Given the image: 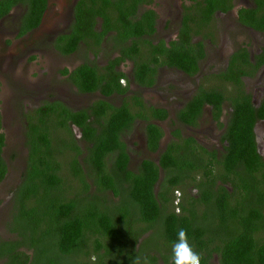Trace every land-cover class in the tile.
<instances>
[{
    "label": "trees",
    "instance_id": "trees-1",
    "mask_svg": "<svg viewBox=\"0 0 264 264\" xmlns=\"http://www.w3.org/2000/svg\"><path fill=\"white\" fill-rule=\"evenodd\" d=\"M47 1L0 0V19L13 7L25 5L28 11L20 21L19 27V36H24L40 24L47 8ZM100 1L99 7H96L98 3L91 8L87 5L80 7L81 14L77 27L70 35L60 40L64 43L62 53L65 55L74 53L81 42H87V39L95 36L94 19L101 16L106 19L108 27L111 21L118 20L113 29L118 30L122 41L133 39L130 47L127 44L129 48L121 44H118V47L122 51L127 50L126 54L138 55L142 36L152 34L154 31L153 12L148 11L144 16V20L150 22L149 25L143 22L133 25L137 0L130 6L126 0ZM218 1L207 0L205 16L209 21L215 10L223 7L222 0ZM257 4L259 9L249 10L246 23L250 22L249 25L254 29L264 31V0H257ZM108 6L111 7V11H108L107 16ZM189 36L190 34L186 38L183 37L181 46L173 44L171 49L160 46L159 52L170 53V58L167 57L166 61L168 64H173L188 74H195L198 70L197 62L204 55L197 56L191 53L194 50L190 51V46L187 47L189 43H186L189 42ZM99 38L102 41V37ZM247 55V52H243L237 58L249 64ZM158 63V58L152 60L154 67L150 63L137 60L135 80L142 85H153L155 80L152 75ZM67 73L65 71V74ZM241 75L244 73L234 58L221 78L226 80L227 85L232 82L239 87ZM109 77L108 81L96 65L87 63L72 73L70 82L82 94L100 92L109 97L112 94L123 95L128 92L129 89L120 84L121 79L125 78L124 75L111 67ZM224 98L225 94H220L215 89L203 92L188 103L177 118L185 125L195 126L205 103L220 109ZM136 104L145 106L141 99H137ZM128 105L123 101V105L117 108L105 100H98L88 109L74 111L62 103L47 102L26 116L25 120L29 124L25 133L28 158L21 183L13 198L11 221L6 226L14 238L3 239L0 242V261L3 264H131L136 256H141L148 248L149 242L156 238L162 239L171 250L180 228L186 230L188 239H193L198 249L203 248L206 243L201 238L203 229H192L189 221V216L202 217L200 213L195 212L196 203L202 200L192 198L186 189L188 187L186 180L190 178L195 182L197 174L204 168L200 161L195 162L193 159L198 152L195 149L190 154V150L194 149V146H190V141L185 145L168 146L161 157V166L165 172L161 186L173 185L174 188L181 189L184 193L183 201L188 196L187 205H191L187 213L189 216L185 214L188 210L184 202L180 205L181 214L169 213L167 206L159 203V201L162 203V199L169 201V198L165 197L168 191L160 193L158 198L154 191L158 180L157 168L152 164H146V172L142 176L134 175L127 168L128 157L121 135L131 128L136 118V114ZM248 105L247 101L238 105L239 108L243 106V109L239 114L240 118L238 120L234 118L230 122L226 135L229 146L226 147L220 164L224 171L233 174H236V168L240 165L254 177V171L263 163L257 152L252 130L254 118ZM155 114L160 120L167 117L163 110H157ZM69 122L81 129L82 140L87 143L85 168L79 163V156L84 151L77 144ZM58 129L60 134L57 135ZM148 130V137L156 148L163 132L154 124H149ZM175 135L180 137L178 131ZM4 147L5 135L2 133L0 116V182L4 180L8 170L2 156ZM175 152L176 156L173 155ZM111 155H114V162L112 167H108L107 159ZM63 159L68 160L72 177L82 184L81 190L72 189L71 183L74 180L69 181L63 176ZM207 168L210 169L205 174L211 184L205 196L209 212L213 207H217L216 210L222 220L218 233L226 232L225 223L234 218H239L237 221L240 224L239 227H235L231 237L225 236L223 242L220 240L219 243H212L215 251L225 253V262L221 263L264 264V238L258 237V232L264 231V189L261 180L251 182L248 177L241 175L238 184L227 175L212 171L211 166ZM86 175L92 179L94 188L97 189L95 193L89 192ZM218 180H222L223 183L230 180L231 186L235 190L239 189V204L231 203L232 194L223 186H218ZM123 182L130 184L129 191L123 188L121 185ZM201 182L197 188L202 194L204 186ZM108 193L113 197H108L106 195ZM141 220L153 223L150 227L154 226L156 229L142 243H140L142 235L149 227L143 230L139 223ZM21 248H26L28 253L20 251Z\"/></svg>",
    "mask_w": 264,
    "mask_h": 264
},
{
    "label": "flooded vegetation",
    "instance_id": "flooded-vegetation-1",
    "mask_svg": "<svg viewBox=\"0 0 264 264\" xmlns=\"http://www.w3.org/2000/svg\"><path fill=\"white\" fill-rule=\"evenodd\" d=\"M126 1L128 2V6L135 2V0ZM137 1L138 4L136 13L133 14V25L137 22H143L149 25L150 22L144 20V16L148 11H152L154 14V31L152 34L142 36L139 41L141 42V50L136 56L132 53L126 54L127 50L122 51V49L118 47V44H121L125 45L126 48H129L130 45L133 44L132 38L128 41H122V37L118 35V30L113 29L115 24H118V20L111 21L109 23V27L112 28L110 29L107 26L106 19L101 16L94 19L93 26L94 34H96L95 36L93 35L92 38L87 39V42H81L78 50L74 53L68 55L62 53L63 51L61 48L64 46V43L60 42V40L64 36L70 35L77 27L81 14L80 7L87 5L91 8L95 6V3H98L96 7H99V4L101 3L100 0H48L47 8L42 15L40 24L35 29L29 31L21 37L19 36V27L21 26L20 21L28 11L25 5L20 4L13 7L7 15L0 19V24H3L6 20L11 19L13 17V11L19 8L21 10V14H19L18 19H12L13 23L18 22V32L16 34L17 39L22 40L24 38H28V44H26L25 47H31L33 43L36 49L42 45H45L47 49L50 48L52 51L50 53L52 55L48 57L46 55L47 53H45L46 57H44L47 62L49 61V58L52 60L54 57L59 56L65 59L67 57H76V54L78 53L87 54L90 52L92 54V52L95 51V55H93L91 61H87V58H85L86 62L83 61L78 67L87 63L94 64L108 81L110 80L109 70L111 67H113V69L118 73L125 76V78L121 79L120 84L122 87L128 88V92L123 95L112 94L109 97H105L100 92L82 94L74 85H72L70 82V76L78 67L72 70L61 69L60 72L65 77L64 81L68 88L72 87L78 93L94 98V100H92L91 104L87 105L85 108L76 110L69 107L63 100L61 101L51 98L53 100L49 103H62L71 110L81 111L88 109L98 100H105L117 108L123 105V101L127 102L129 104L128 108L136 114V118L132 123L131 128L126 130L121 135L122 141L125 145V152L128 157L127 168L130 172L137 176L145 174L146 164H152L155 168H157L158 180L155 184L154 191L157 198L160 193L168 191L165 197L169 198V201H164L161 198L162 203L160 201L159 203L167 206V211L169 213L181 214L182 208L180 205L184 202V205L188 210L185 212V214H187L191 209V205H187L188 196H186V200L183 201L184 193L181 189H176L173 185H170L169 187L166 185L164 187L161 186L165 178V172L161 166V157L167 151L168 146L175 145L176 147L177 144L185 145L186 142L188 143L191 141L190 146H194V149L190 150V154L196 149L198 153L196 158L193 157V159H195V162H197L196 160L200 161L204 168L200 170L201 173L197 174L198 178L195 182L191 181L190 178L186 180V185H188L186 189L192 198L197 201L202 200L201 202H197L195 206V212L200 213L202 217L194 218L189 216V214H187V216H189L192 229H203L201 238L206 243L203 248L198 249L197 244L193 241V239L188 240L194 251L200 255L201 264H222L225 262V253H223L224 251H215V246L212 245V243H219L220 240L223 242L225 236L231 237V233L234 234V229H236L235 227H239L240 224L239 221H237L239 218H234L232 220L229 218L231 221H227L225 223L227 231H221L218 233L222 220L218 215L219 212L216 210L217 207H213V209L209 212L208 202L206 200L207 197L205 196V192L210 190L211 184L210 179H208L206 175L209 172L208 169H210L207 167L211 166L212 171L221 173V175H227L229 178L234 179L238 184L240 183L241 175L248 177L251 182L253 180H261L262 188L264 189V31L254 29V27L249 25L250 22L248 24L246 23V20L249 17V10L259 9V6L257 4V0H222L223 7L215 10L212 19L209 21L205 16L206 8L208 6L207 0ZM52 2H59L61 6V8H59L60 10L53 7L51 5ZM83 2L86 3L83 4ZM108 11H111L110 6L106 9L107 16ZM221 24H225L226 27H224L230 30V32H228L230 37L226 31H222L220 29ZM44 33H50L51 35L41 38L40 40L35 39L32 43L28 42L30 36H42ZM188 34H190V36L189 42H186L189 43L187 47L190 46V51L194 50V52L191 53L196 54L197 56L202 54L204 55V57L199 59L197 62L198 70L195 74H188L186 71L174 66L173 64H168L166 61L167 57L170 58V53L159 52L160 46H165L168 49H171L173 44L181 46L183 44V37L186 38ZM99 37H102V41H100ZM222 37L231 38V41L235 44L238 42L236 41L237 37H243L248 40L243 45L239 44L240 47L236 50L227 51V53H225L226 65L224 68H221L220 70L212 68L209 73H205L207 70L205 62H207V60L209 61L210 57L221 60V58L217 56V49L213 43L216 38L221 39ZM254 41L259 44V48L255 49L256 44ZM121 42H124V44ZM85 43H88L89 45L87 46ZM148 43H150L151 46ZM127 44H129V47ZM251 44L253 45L252 48L250 47ZM44 51L47 52L46 49H44ZM38 52H40V49L37 50V53ZM243 52H247L249 64H246L245 60L241 62L242 59L237 58V56L242 55ZM12 55L15 54L12 53ZM223 55L224 52L220 54L221 57H224ZM5 57L8 58L7 55H4V58ZM154 58L159 59L156 71L154 72V75H152L155 81L151 86L142 85L135 80L136 61L141 60L152 64V60H154ZM234 58L237 60L240 70L244 73V75L240 76L241 85L239 87H236V85L232 82H229V85H227L228 83L226 80L221 78V75L226 73L231 61ZM100 59L104 60L103 64H100V62H103ZM10 60H12V58ZM31 60H34V58H31ZM56 60L57 58H55V61ZM59 64L60 63H58L57 66ZM243 64H245V66ZM124 66H128V69L124 70ZM65 71L68 73L65 74ZM193 80H195V87L190 84ZM209 82H215V85L205 86V84ZM42 86L43 87H40L41 91H52V89L54 91V89H58L52 87L50 84H42ZM214 89L218 90L220 94H225V98L220 106V109L205 103L203 105L202 113L195 126L185 125L178 120V114L181 113L186 108L188 103H190L196 96L202 94L203 92H211V90ZM148 94L153 96V99L151 100L152 103H148V100L146 99ZM63 96L70 97V94L68 92L63 93ZM137 99H141L145 106L137 105ZM117 100L120 102L119 105L115 104ZM245 101L249 102L248 108L252 111V116L254 118V125L252 128L254 140L257 152L262 159L261 162L263 163L259 169L254 171V177H251V175L247 172L248 170L242 168L240 165L236 168V174H233L224 171L222 164H220L226 153V147L229 146L226 135L228 134V130L230 128V122L234 118L235 120L240 118L239 114L243 109V106L239 108L238 105H241ZM43 105L44 103L42 106ZM40 107L41 106L36 107L31 113ZM244 108H246V106H244ZM152 109H154V111H152ZM157 110L165 111L167 113L166 119L160 120V118L155 114V111ZM25 121L26 125L23 131L24 144H26L25 133L29 125L27 120ZM149 124L156 125L163 132V136L160 138L156 148L153 147L152 142L148 137ZM69 126L75 135L77 144L84 151V153L79 156V163L83 168H85L84 159L88 155L86 149L87 143L82 140L81 129L77 128L71 122H69ZM169 128L170 131L168 132ZM260 128L261 131H259ZM57 131L60 132L59 129ZM177 131L179 132L180 137L175 135ZM58 132L56 133L57 135L59 134ZM5 147L2 154L3 158ZM175 147L174 150L176 151ZM173 155L176 156V152L173 153ZM113 158L114 155H111L107 159L108 167H112L114 162ZM66 166L70 167L67 159L64 160L63 164V167ZM69 170L64 174V177L68 180L73 179L76 181V179L72 177L71 171L69 172ZM8 174L9 167L7 174L4 180L0 182V185L4 184L8 178ZM22 174L20 175L18 184L21 183ZM192 175L193 174H191V176ZM229 181L230 180L223 183L222 180H218L217 184L218 186H223L232 194L233 199L231 200V203H233V205H237L239 204L240 191L239 189H236L238 192L236 193L235 188L231 186ZM200 182L203 183L204 186L202 194L197 188L199 185L198 183ZM18 184L15 186V190L20 185ZM121 185L126 191H129L130 184L123 182ZM74 186L75 184L73 183L71 186L72 189L81 190V186L78 185L77 188H74ZM177 194H180V197H177ZM139 223L142 229L149 227V230L142 235L140 240V243H142L145 239H148L156 229L154 226L150 227L153 223L150 224L144 220H141ZM9 234L12 236L11 239H13V234ZM258 237L264 238V231L258 232ZM139 249L140 244L138 245V250ZM20 251L28 253L26 248H21ZM145 256L150 261V264H172V249L170 250L162 239L156 238L150 241L148 248L141 253L140 257L143 258Z\"/></svg>",
    "mask_w": 264,
    "mask_h": 264
},
{
    "label": "rangeland",
    "instance_id": "rangeland-1",
    "mask_svg": "<svg viewBox=\"0 0 264 264\" xmlns=\"http://www.w3.org/2000/svg\"><path fill=\"white\" fill-rule=\"evenodd\" d=\"M51 5L57 10H60L59 8H61L59 2H52ZM12 14L13 17L11 19L0 24V116L3 123V133L6 137L4 158L9 167L8 178L4 184L0 185V242L3 239L12 238L8 233L6 226L11 217V206L16 191L15 186L18 184L20 175L24 173L27 164V149L23 138L26 116L31 114L36 107L42 106L43 103L51 102L53 99L63 100L69 107H72L75 110L85 108L87 105L91 104L92 100H94V98L78 93L72 87L68 88L64 81L65 77L61 74L60 70L75 69L83 61L86 62L85 58H87V61H91L93 55H95V51H93L92 54L88 52L90 55L88 53H78L76 54V57H67L65 59L59 56L54 57L52 60L49 58V61L47 62L44 57H46V55L48 57L52 55L50 53L52 52L51 49H47L45 45H42L38 48L40 49V52L37 53L38 49L35 48L32 42H34L35 39L40 40L51 34L44 33L42 36H30L28 42H31L32 46L25 47L26 44H28V38L22 40L17 39L16 34L18 32V22L13 23L12 20L13 18L16 20L18 19L21 10L18 8L14 10ZM224 26L225 24H221L220 29L226 31L230 37L228 33L230 30L226 29V26ZM231 40L232 39H229L228 37L215 39L213 45L216 46L217 56L220 57L221 60L210 57V60L205 62V67L207 69L205 73H209L212 68H216L217 70L224 68L226 65L225 53H227V51L236 50L240 47L239 44L243 45L248 39L237 37L236 41L238 42H236V44ZM254 43L256 44L255 49L259 48V44L255 41ZM250 47L252 48L253 45L251 44ZM44 49H46L47 52H45ZM222 52H224V57L220 56ZM12 53L15 55H12ZM45 53L47 54L45 55ZM4 55H7L8 58H4ZM11 58L12 60H10ZM31 58H34V60H31ZM55 58H57L56 61ZM100 60L103 61L100 62V64H103L104 60ZM58 63L60 64L57 66ZM127 69L128 66H124V70ZM42 84H50L52 87L58 89H54V91L53 89L52 91H41L40 87H43ZM190 84L195 87V80ZM213 84L215 85V82H209L205 84V86H213ZM64 91H67L70 94V97H64L63 93H67ZM146 99L148 100V103H152L151 100L153 99V96L148 94ZM119 103L120 102L117 100L115 104L119 105ZM169 131L170 128L168 129V132ZM259 131H261V128ZM58 133L60 134V132ZM54 136H56V134ZM68 170V166L64 167L62 171L63 176ZM86 180L89 184V192H91V194L95 193L97 189L94 188L92 179L87 177ZM73 183L75 184L74 188H77L78 185L82 187V184L78 180ZM106 195H108V197H113L111 193ZM177 197H180V194H177ZM0 264L3 263L0 261Z\"/></svg>",
    "mask_w": 264,
    "mask_h": 264
},
{
    "label": "clouds",
    "instance_id": "clouds-1",
    "mask_svg": "<svg viewBox=\"0 0 264 264\" xmlns=\"http://www.w3.org/2000/svg\"><path fill=\"white\" fill-rule=\"evenodd\" d=\"M131 264H150V261L146 256H136ZM172 264H201V257L189 243L187 232L183 228L178 229L177 238L172 243Z\"/></svg>",
    "mask_w": 264,
    "mask_h": 264
}]
</instances>
